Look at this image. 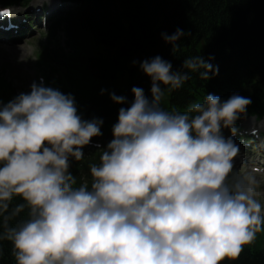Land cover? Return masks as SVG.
<instances>
[{
    "label": "clouds",
    "instance_id": "1",
    "mask_svg": "<svg viewBox=\"0 0 264 264\" xmlns=\"http://www.w3.org/2000/svg\"><path fill=\"white\" fill-rule=\"evenodd\" d=\"M188 35L161 33L173 52ZM211 59L186 57V71L159 55L139 62L150 98L131 88L113 138L97 145L90 184H77L70 158L84 159V146L102 135V118L83 119L71 93L35 81L0 104V241L10 242L15 264H222L264 232L262 170L233 164L235 124L250 98L208 93L183 112L161 106L193 73L215 76Z\"/></svg>",
    "mask_w": 264,
    "mask_h": 264
},
{
    "label": "trees",
    "instance_id": "2",
    "mask_svg": "<svg viewBox=\"0 0 264 264\" xmlns=\"http://www.w3.org/2000/svg\"><path fill=\"white\" fill-rule=\"evenodd\" d=\"M68 1L74 7L65 8L50 30L64 26L69 52L48 47L41 50V57L52 73L63 74L61 92L74 96L78 113L80 106H86L83 119L102 118L101 129L114 124L122 104L113 102L109 93L124 95L135 83L150 98V77L140 70L139 62L156 55L170 61L174 71H186L182 62L194 55L211 57L218 66V73L207 81L193 73L180 89L166 92L161 101L164 109L183 112L193 101L202 102L204 94L226 100L236 93L250 98L246 113L257 109L264 115V0ZM177 28L189 35L180 38V47L173 52L161 33L172 34ZM15 96L12 83L1 72L0 104ZM112 138L108 135L107 143ZM83 152L82 161L70 158L69 170L77 184H90L89 165L98 162L100 150L84 147ZM17 202L19 197L12 203ZM21 218L23 214L13 223ZM0 264H15L9 241H0ZM222 264H264V232L236 259Z\"/></svg>",
    "mask_w": 264,
    "mask_h": 264
},
{
    "label": "rangeland",
    "instance_id": "3",
    "mask_svg": "<svg viewBox=\"0 0 264 264\" xmlns=\"http://www.w3.org/2000/svg\"><path fill=\"white\" fill-rule=\"evenodd\" d=\"M54 0H36L35 5L43 3V6L50 8ZM55 6V4H54ZM49 25V24H48ZM47 25V26H48ZM42 27L41 29L36 30L35 33L28 36L25 40H19L17 43H11L8 40L0 41V72L9 79L13 86L17 89V93H27L30 91V84L35 81L31 76L34 74L35 69H38L37 63H32V50L34 52H39L43 46L49 45L55 46L56 36L49 37L46 33H49L48 27ZM61 28V26H60ZM61 30V29H59ZM55 38V40H54ZM37 54V53H36ZM34 53V56L36 55ZM36 82V81H35ZM225 135V132H223ZM259 155V165L264 167V151L257 152L254 150L251 157V164H256V157ZM238 171L251 170L250 167L242 166ZM258 177L264 176V171L260 174L257 173ZM261 190H264V180H262ZM264 202V194L258 197Z\"/></svg>",
    "mask_w": 264,
    "mask_h": 264
},
{
    "label": "water",
    "instance_id": "4",
    "mask_svg": "<svg viewBox=\"0 0 264 264\" xmlns=\"http://www.w3.org/2000/svg\"><path fill=\"white\" fill-rule=\"evenodd\" d=\"M134 86V85H133ZM133 86H131L130 88H129V90L127 91V93H126V95H125V97H126V102L124 103V105H123V107H128L129 105H130V103H131V101L133 100V94L131 93V88L133 87Z\"/></svg>",
    "mask_w": 264,
    "mask_h": 264
}]
</instances>
